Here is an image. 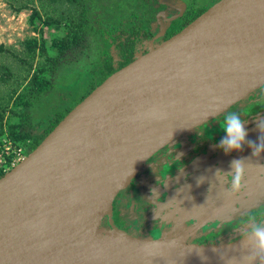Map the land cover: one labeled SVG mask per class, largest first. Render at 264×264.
<instances>
[{
	"label": "water",
	"instance_id": "1",
	"mask_svg": "<svg viewBox=\"0 0 264 264\" xmlns=\"http://www.w3.org/2000/svg\"><path fill=\"white\" fill-rule=\"evenodd\" d=\"M263 85L264 0H220L169 40L151 44L0 179V264H253L247 248L230 243L148 240L98 228L154 154ZM87 224L89 240L75 241Z\"/></svg>",
	"mask_w": 264,
	"mask_h": 264
},
{
	"label": "rangeland",
	"instance_id": "2",
	"mask_svg": "<svg viewBox=\"0 0 264 264\" xmlns=\"http://www.w3.org/2000/svg\"><path fill=\"white\" fill-rule=\"evenodd\" d=\"M165 1L167 0H162V2ZM216 1L178 0L181 4L176 9L180 14L184 12L188 2L197 3L201 8H208ZM83 2H86L88 7L82 5ZM105 5L108 7L109 2L0 0V169L4 170L5 175L22 162L18 163L12 158V152L16 150L17 145L14 143L11 132L23 133L42 129L47 118L61 111L65 105L72 106L91 81H94L99 44L95 35L79 32L77 26L82 14V21L87 17V21L90 20L89 27L98 21H102L103 25L107 26V17L111 16V13ZM101 11L103 14L100 13ZM75 34L79 38L73 43ZM38 77L45 83L40 94H37L35 86ZM251 94L244 99L249 98ZM256 108L264 109V100ZM257 111L248 112L242 119H250ZM18 124L20 128H16ZM255 129L258 131L251 132L254 128L251 129L247 139L258 144L261 136L262 138L264 136L259 132V126ZM189 133L190 131L179 138H188ZM229 155H233L234 160H245L246 180L250 184L264 182V153L255 157L251 147L245 144L241 151L228 153L225 157L231 158ZM223 166L226 167V164ZM141 171L143 170L139 172ZM143 181L141 180L139 185L136 184L138 187L136 185L133 187L134 193L141 199L140 207L135 214L128 219L119 217L118 214H115L114 218L105 216L99 225V233L119 227L133 237L148 240L186 238L185 241L188 242L190 238L191 241L196 240L199 244L213 240H206L207 236H189L194 229L187 222L189 219L186 215L183 218L181 214L184 205L187 207V200L177 195L176 197L174 192L170 191L163 204L156 206L144 204L138 192V189L141 193L144 189L141 187ZM161 191V188H157L155 193L158 194ZM181 191L185 197H190L187 186ZM130 194L131 189H126L119 200L128 199ZM256 199L257 194L250 197L251 202Z\"/></svg>",
	"mask_w": 264,
	"mask_h": 264
},
{
	"label": "flooded vegetation",
	"instance_id": "3",
	"mask_svg": "<svg viewBox=\"0 0 264 264\" xmlns=\"http://www.w3.org/2000/svg\"><path fill=\"white\" fill-rule=\"evenodd\" d=\"M160 2L163 4H168L170 8L168 9L167 15L164 13H160L158 15L159 21L162 18L166 21H170L173 20L174 17L181 16L186 12L188 5L192 3L188 2V5L187 7H185L184 12L179 14V10L176 8L181 3L178 2V0H167L165 2H162V0H160ZM161 26L162 31L157 35L156 38L164 35L163 24H161ZM263 100L264 85L253 91L249 98L239 101L223 114L217 116L216 118H213L203 125L196 127L189 133L188 138L178 137V139L176 138L170 144L159 150L156 153L158 154L155 157L156 159H153V157L156 155L154 154L151 157L152 159L150 158L145 163L142 169L143 171L137 173V175L132 179L130 187H126L124 190H121L118 193L116 199L114 200V206L116 208L115 212L117 211L120 217L126 219L135 214V212L140 207L141 199L138 198L134 193L133 187L136 184L139 185V182L141 180H144L142 182L143 186L141 185V187H144L142 193L138 189L139 196L142 198L144 204H147L148 206L163 204V202L167 199L170 191L174 192L175 196L177 195L178 197L180 196L182 197V199L185 198L184 200H187V207L186 205H184L181 214L183 215V218H185L184 216L186 215V218L189 219L187 222L193 227V232L195 231L194 233L192 232V235L189 236L194 237L200 235L201 237L207 236L206 240L213 239L205 244H199L196 242V240L191 241L190 238H188L189 243L199 245H222L228 243L231 244L243 239V226L249 216H255L257 221H264V182H256L250 184L247 180H245L244 192H247L251 187L259 188V191H263L258 199L248 205V210L241 211V208L243 206L242 204H240L241 200H239L238 204L236 205L240 209L235 217L226 219L224 217L218 218V215L220 214L218 212V209H220V206L214 205L211 209L213 210L212 215L214 216V218L209 219L201 218L202 213L199 210L200 205L195 201V189L193 188L198 182L194 181L192 177L197 175L201 168L204 169V171L208 172L210 171V169H212L215 172L214 177H217L216 181H219V183L223 182L227 185V187H229V185L223 179V176L224 173L231 171L230 162L233 161L235 157H233V155H229L231 156V158L225 157L227 156V154L219 147V141L221 140L222 136L226 135V133L222 131L220 124L223 122L225 115L229 112L239 113L241 115V118H244L248 112L251 113L255 110L257 111L258 109L259 111L255 112L250 119H244L246 120V123L255 121L246 129L248 132V136L251 129L254 128V130H251V132L258 131V129L255 128L259 126V122L261 120H264V109L256 108V106L262 104ZM259 132L264 136V129H261V131ZM199 143H201L202 145H199ZM211 145H213V147H211ZM202 147L205 148L202 149ZM205 156H208V160L204 164H202L194 172H188L189 167L193 166L199 159ZM229 160L231 161L228 164ZM224 164H226V167L223 166ZM209 165L212 167L209 168ZM207 180L204 181L206 182ZM223 183L220 185H224ZM138 185L136 186L138 187ZM185 186H187L189 190V198L188 196L185 197L183 191H181ZM157 188H161L162 190L158 194H156ZM126 189H131V194L128 199H122L120 201L119 199H121L122 194ZM154 190H156V193L154 192ZM243 193L235 194V196L237 197V199H241ZM188 203H190L189 207ZM135 227L136 226H134V228Z\"/></svg>",
	"mask_w": 264,
	"mask_h": 264
},
{
	"label": "trees",
	"instance_id": "4",
	"mask_svg": "<svg viewBox=\"0 0 264 264\" xmlns=\"http://www.w3.org/2000/svg\"><path fill=\"white\" fill-rule=\"evenodd\" d=\"M106 1L109 2V6L105 5V7L111 13V16L107 17V26H104L102 21H98L89 27L90 20L87 21L88 17L86 16L87 19L85 18L82 21L83 14L79 18L80 22L77 26L79 32H89L95 35L99 44V56L94 69V75H96L94 81H91L87 89L82 92L83 94L72 106L65 105L66 107L63 106L64 108L61 111L47 118L42 129L23 133L11 132L17 147H26L27 153L34 151L79 103L110 76L130 65L139 57L149 53L151 44L154 46L161 45L181 32L210 8V6L208 8H200L199 4L193 2L188 5L186 12L181 16L170 21H166L163 18L159 21L158 15L160 13L167 15L170 8L168 4H163L160 0H100L101 3H106ZM219 1L217 0L215 3ZM82 5L88 7L86 2H83ZM112 11H117L118 13ZM100 13L103 14V11ZM161 24H163L164 35L156 38L162 31ZM78 38L75 34L72 42H77ZM36 82L37 94H40L45 83L39 77L36 78ZM16 128H20V124ZM4 175V170L0 169V179ZM115 209L113 202V218L115 214H118ZM118 216L120 217L119 214ZM116 228L120 229L119 227Z\"/></svg>",
	"mask_w": 264,
	"mask_h": 264
},
{
	"label": "clouds",
	"instance_id": "5",
	"mask_svg": "<svg viewBox=\"0 0 264 264\" xmlns=\"http://www.w3.org/2000/svg\"><path fill=\"white\" fill-rule=\"evenodd\" d=\"M245 124L246 121L239 113L229 112L225 115L220 127L226 135L219 141V147L226 154L241 151L245 144L251 147L255 157L264 153V138L261 136L258 144L248 140ZM259 129L260 131L264 129V120L259 122ZM230 168L231 171L224 173L223 179L229 185L232 194H242L246 180L245 160H233ZM197 182L203 183V179L199 178ZM242 235L244 237L242 244L249 251L246 259L253 264H264V221H257L255 216H249L243 226Z\"/></svg>",
	"mask_w": 264,
	"mask_h": 264
},
{
	"label": "crops",
	"instance_id": "6",
	"mask_svg": "<svg viewBox=\"0 0 264 264\" xmlns=\"http://www.w3.org/2000/svg\"><path fill=\"white\" fill-rule=\"evenodd\" d=\"M212 166L209 165V168ZM208 176V177H207ZM215 176V172L210 169V171H204V169H200L197 175L193 176L192 179L194 181H198L199 178L203 179V183L196 184L193 188L195 201L200 205L201 218H214L212 215V207L214 205L220 206L218 212L221 214L218 215V218L224 217L231 218L235 217L240 208L236 204H238L239 200H241L240 204H242V210H248L249 206L252 202L250 201V197L257 194L258 197L261 196L263 191H259V188L251 187L247 192H244L241 199H237L235 194L230 192V188L227 187L225 183L224 185H220L219 181H216L217 177ZM209 181H208V180ZM204 180H207L206 182ZM219 180V179H218ZM181 187V186H180ZM198 201V202H197ZM195 203V202H194ZM210 207V208H209ZM211 212V214H210ZM204 214V215H203ZM244 214V213H243ZM186 239V238H185Z\"/></svg>",
	"mask_w": 264,
	"mask_h": 264
},
{
	"label": "bare ground",
	"instance_id": "7",
	"mask_svg": "<svg viewBox=\"0 0 264 264\" xmlns=\"http://www.w3.org/2000/svg\"><path fill=\"white\" fill-rule=\"evenodd\" d=\"M73 239L75 241H88L89 240L88 224L81 227L77 231V233H75V235L73 236ZM243 239L231 243L230 246L234 248L245 249L246 247L242 244Z\"/></svg>",
	"mask_w": 264,
	"mask_h": 264
},
{
	"label": "built area",
	"instance_id": "8",
	"mask_svg": "<svg viewBox=\"0 0 264 264\" xmlns=\"http://www.w3.org/2000/svg\"><path fill=\"white\" fill-rule=\"evenodd\" d=\"M7 149L8 151H10L9 147ZM28 154L29 153H27L26 147L20 146V147H17L16 150L12 152V158L14 161H17L19 163L23 161L27 157Z\"/></svg>",
	"mask_w": 264,
	"mask_h": 264
}]
</instances>
